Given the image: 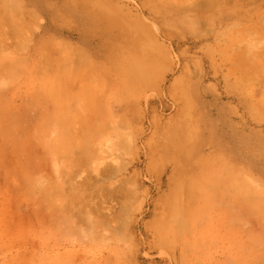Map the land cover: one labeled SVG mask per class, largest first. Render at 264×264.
<instances>
[{
    "label": "rangeland",
    "instance_id": "obj_1",
    "mask_svg": "<svg viewBox=\"0 0 264 264\" xmlns=\"http://www.w3.org/2000/svg\"><path fill=\"white\" fill-rule=\"evenodd\" d=\"M0 264H264V0H0Z\"/></svg>",
    "mask_w": 264,
    "mask_h": 264
},
{
    "label": "bare ground",
    "instance_id": "obj_2",
    "mask_svg": "<svg viewBox=\"0 0 264 264\" xmlns=\"http://www.w3.org/2000/svg\"><path fill=\"white\" fill-rule=\"evenodd\" d=\"M241 2H243V1H241ZM207 3H208L207 1L204 2V4H207ZM100 11H101V10H100ZM107 16H108V15H107ZM108 17H110V16H108ZM112 22H113V21H112ZM244 55H245V54H244ZM242 56H243V54H242ZM240 57H241V56H240ZM238 58H239V57H238ZM242 58H245V57L243 56ZM239 60H241V58H239ZM243 60H244V59H242V61H243ZM244 61H245V60H244ZM239 63H241V61H239ZM56 146H58V145H56ZM56 146L54 147V150H55V151H57V150L60 149V150H59V152H60L62 149H64V151L60 152L61 154H63V152L65 153V151H67V149H66L65 146H63L64 148H62V149L60 148V146H59V148L56 147ZM56 148H57V149H56ZM52 150H53V149H52ZM57 156H58V154H56V157H57Z\"/></svg>",
    "mask_w": 264,
    "mask_h": 264
}]
</instances>
